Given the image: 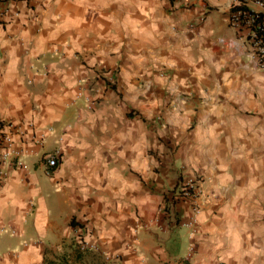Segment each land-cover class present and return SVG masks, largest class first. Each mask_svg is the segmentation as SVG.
Segmentation results:
<instances>
[{"label": "crops", "instance_id": "1", "mask_svg": "<svg viewBox=\"0 0 264 264\" xmlns=\"http://www.w3.org/2000/svg\"><path fill=\"white\" fill-rule=\"evenodd\" d=\"M228 2L0 0V122L34 152L0 162V264H264V70L218 41Z\"/></svg>", "mask_w": 264, "mask_h": 264}, {"label": "built area", "instance_id": "2", "mask_svg": "<svg viewBox=\"0 0 264 264\" xmlns=\"http://www.w3.org/2000/svg\"><path fill=\"white\" fill-rule=\"evenodd\" d=\"M16 12L11 13V17ZM227 24L231 29V36L219 38L218 41L235 55L244 59V66L250 71L264 70V0H229L227 7ZM82 85L76 92V99H83L86 105H90L91 98ZM87 90V89H86ZM15 134H20L18 127H12L7 123L0 122V162L8 166L25 168L22 158L30 156L33 152L31 147L22 144V139H15ZM20 136V135H19ZM35 145L42 144V137L32 138ZM43 165L46 169L56 164V155L43 156ZM199 178L194 177L182 183L175 195L179 199H187L190 202V214L182 224L187 229L188 235H192L195 225V216L199 212L201 204L197 200ZM78 249L83 251L92 248L80 234Z\"/></svg>", "mask_w": 264, "mask_h": 264}, {"label": "rangeland", "instance_id": "3", "mask_svg": "<svg viewBox=\"0 0 264 264\" xmlns=\"http://www.w3.org/2000/svg\"><path fill=\"white\" fill-rule=\"evenodd\" d=\"M47 141H48V143H49V139H48Z\"/></svg>", "mask_w": 264, "mask_h": 264}]
</instances>
